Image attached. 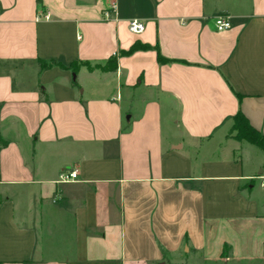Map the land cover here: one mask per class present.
Instances as JSON below:
<instances>
[{"label":"crops","instance_id":"obj_1","mask_svg":"<svg viewBox=\"0 0 264 264\" xmlns=\"http://www.w3.org/2000/svg\"><path fill=\"white\" fill-rule=\"evenodd\" d=\"M237 113L264 136V0H0V264H264Z\"/></svg>","mask_w":264,"mask_h":264},{"label":"trees","instance_id":"obj_2","mask_svg":"<svg viewBox=\"0 0 264 264\" xmlns=\"http://www.w3.org/2000/svg\"><path fill=\"white\" fill-rule=\"evenodd\" d=\"M136 49L135 47H132L130 51H133ZM159 62H166L164 58L161 56H158ZM101 70H108V71H115L116 70V63L115 60H111L108 62L107 66H98ZM73 73H77L76 67H72ZM73 84L76 85L75 80H73ZM231 132H234V137L238 140H245L260 149L264 151V136H262L258 131L253 129L247 119L241 114L237 113L233 117V124L231 128Z\"/></svg>","mask_w":264,"mask_h":264},{"label":"built area","instance_id":"obj_3","mask_svg":"<svg viewBox=\"0 0 264 264\" xmlns=\"http://www.w3.org/2000/svg\"><path fill=\"white\" fill-rule=\"evenodd\" d=\"M115 8H116L115 4H111L109 10H115ZM107 14L108 13H106V16ZM47 17L48 16H45V18ZM213 20H214L215 28L218 32H222L231 28L230 19L226 15L218 14L214 16ZM127 27H128V31L134 35H140L145 30V24L139 20H130L128 22ZM77 177H78L77 170H65L60 173L57 182L58 183L76 182Z\"/></svg>","mask_w":264,"mask_h":264}]
</instances>
